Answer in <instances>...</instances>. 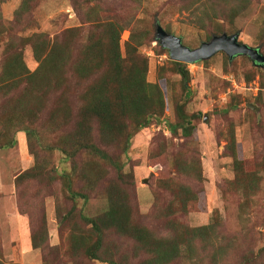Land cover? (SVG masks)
I'll use <instances>...</instances> for the list:
<instances>
[{
	"label": "rangeland",
	"instance_id": "rangeland-1",
	"mask_svg": "<svg viewBox=\"0 0 264 264\" xmlns=\"http://www.w3.org/2000/svg\"><path fill=\"white\" fill-rule=\"evenodd\" d=\"M20 2L0 0V68L4 44L13 41L10 37H17L16 43L19 44V39L25 41L33 33H44L52 38L68 27H77L79 35L75 46L85 45L95 27L93 21L84 19L87 7L93 11L90 20L99 16L102 21L113 20L124 26L121 43L127 39L130 29L149 32L148 42L139 51L148 59L146 80L161 87L164 112L131 137L125 153L116 144H97L123 165L125 186L137 221L154 236L170 233L168 219L200 226L212 222L213 215L218 214L220 225L215 238H211L213 245L195 240L200 249L196 254L198 258L194 255L193 260L183 259L184 264H213L204 257L222 246L225 249L230 246L225 264H240L246 256L254 257L251 264H264V250H260L264 247V68L252 64L244 55L229 60L220 51L207 60L185 63L189 77L185 83L187 89L182 88L181 77L172 69L169 55L154 40L158 21L164 29L166 27L170 33L181 37L183 44L190 48L198 47L214 34L238 32L240 42L257 46L264 54V0H250L233 24L216 19L220 23L204 26L193 22L195 17L191 15V9L185 8V0H35L24 17V24L16 25L14 12ZM215 26H222L223 30L215 33ZM21 48L27 67L33 70L37 62L32 56L31 44L25 43ZM179 100L185 104V112L194 125L189 136H184L180 129L175 133L169 130L176 121L175 104ZM247 103L254 104L258 110L250 108ZM18 105L15 98H0V129L8 127L11 134L25 125L37 129L38 136L33 140L23 131L14 132L15 144L0 149V259L42 264V252L30 245L31 231L42 224L47 231L43 253L51 264H108L85 256L68 255L66 241L72 231L89 229L90 225L81 220L80 213L95 217L106 208V186L110 181H119L115 167L102 161L97 164L84 153L77 156L78 168L89 171L96 178L106 176L87 191L85 183L77 177L80 170L71 172L72 162L58 149L50 148L58 145L60 137V132L46 123L50 105L43 109L42 117L30 116L25 122L21 116L24 113L28 116L27 109ZM230 135L236 140V153L245 170H256L261 178L254 203L245 212L239 208L240 194L225 186L233 177L232 157L227 148ZM34 154L40 164L46 162L58 174L63 171L71 173L74 190L87 192V202L69 197L62 179L41 188H34L33 182L17 188L15 176L34 165ZM182 161L190 172L195 166L194 161H198L202 179L180 172L176 163ZM168 178L197 192L198 203L190 206L189 213L160 216L159 209L165 208L172 199L171 191L161 185V180ZM156 202L159 205L157 212L153 208ZM104 243V256H112L121 263H139V259L134 258L137 255L131 240L109 230L105 233ZM256 255H259L257 260ZM214 264L222 263L217 259Z\"/></svg>",
	"mask_w": 264,
	"mask_h": 264
},
{
	"label": "trees",
	"instance_id": "trees-1",
	"mask_svg": "<svg viewBox=\"0 0 264 264\" xmlns=\"http://www.w3.org/2000/svg\"><path fill=\"white\" fill-rule=\"evenodd\" d=\"M185 1V8L191 9L190 13L195 17L193 22L199 26L220 23L216 19L233 24L235 18L243 13L250 2V0ZM33 2L35 0H21L14 12L16 25L24 24V17L28 15ZM87 8L84 11V19L93 21L95 27L85 45L81 47L75 46V39L79 35L77 27H68L52 38L44 33H33L25 41L19 39V44L16 43L17 37H10L13 41L4 44V57L0 68V98H15L18 107H26L28 116L25 113L21 116V120L25 119L24 122L29 120L30 116L42 117L43 109L50 105L45 117L46 123L60 132L58 145H51L50 148L58 149L65 159L72 162L71 172L80 170L77 177L85 183L87 191L92 190L106 176L98 171L103 175L96 178L89 171L78 168L75 163L77 156L84 153L96 160L97 164L102 161L114 166L117 171L119 181H110L106 186L107 205L103 212L95 217L79 214L81 220L90 226L89 229L74 230L70 233L66 241L68 255L85 256L87 259L108 264H128L121 263L112 256H104L105 233L113 230L135 244L137 256L134 258L139 259L138 264H184L183 259L193 260L194 255L198 258L196 254L200 249L196 247L195 240L213 245L211 238H215L214 235L220 225L218 214L213 215L212 222L200 226H188L177 219H168L170 233L166 236H154L148 228L137 221L125 186L123 165L97 143L104 146L119 145L125 153L131 137L149 126L153 118L163 114L165 99L159 84L146 80L148 59L139 51V48L148 42L149 32L130 29L127 39L121 43L120 35L125 29L124 26L113 20L102 21L99 16L95 20H90L93 11ZM165 29L169 32L168 28ZM222 30V26H215L213 32L220 33ZM93 31L96 32L92 33ZM25 43L31 44L32 56L37 62L33 70L27 67L23 59L21 46ZM165 52L168 54L167 50ZM170 62L172 69L181 77L182 88L187 89L185 85L189 77L187 65L174 60ZM174 113L176 121L169 130L175 133L180 129L184 136H189L194 125L188 118L185 104L181 103V100L176 102ZM2 129L0 149L15 144L14 132L23 131L33 140L38 136L37 129L25 125L11 134L8 127ZM227 148L232 157L233 177L226 181L225 186L240 194L242 200L239 208L241 212H245L254 203L253 199L259 191L261 178L256 170H245L243 161L237 156L236 140L233 135L229 137ZM34 157V165L15 176L17 188L21 185L26 187L31 182L34 188H41L47 183L51 185L62 179L69 197L81 198L87 202L89 198L87 192L74 190L71 173L63 171L58 174L56 169L49 167L46 162L40 164L37 161V154H34ZM194 163L191 172L185 168L184 161L177 162L176 166L180 172L201 180L200 163L198 161ZM128 177L130 178V175ZM161 185L171 191L172 199L161 209L157 202L154 203V211L157 212L159 209L160 216L189 213L190 206L197 205L198 194L188 185L171 178L161 180ZM68 216L66 213V217ZM46 241L47 231L44 225L41 224L39 228L31 231L32 249H39L42 252V264H51L43 253ZM229 248L230 246L226 249L223 246L219 247L204 258H208L213 264L217 259L225 264ZM260 250H264V247ZM258 256L256 255V260ZM253 261L254 257L246 256L240 264H251ZM0 264L21 263L4 262L0 259Z\"/></svg>",
	"mask_w": 264,
	"mask_h": 264
},
{
	"label": "water",
	"instance_id": "water-1",
	"mask_svg": "<svg viewBox=\"0 0 264 264\" xmlns=\"http://www.w3.org/2000/svg\"><path fill=\"white\" fill-rule=\"evenodd\" d=\"M238 36V32L231 34L222 32L212 35L207 41H202L198 47L190 48L183 44L181 37L166 31L157 21L155 24L154 40L163 49L167 50L169 58L174 61L192 63L207 60L217 52L222 51L227 55L229 60L237 55H244L249 57L252 64L264 68V54L260 52L259 47L249 46L246 43L240 42ZM247 106L256 111L258 110L252 103H247ZM143 181L145 182L146 179H143Z\"/></svg>",
	"mask_w": 264,
	"mask_h": 264
}]
</instances>
